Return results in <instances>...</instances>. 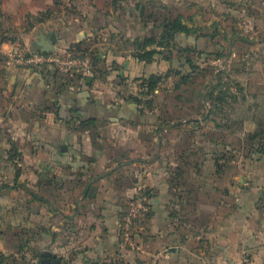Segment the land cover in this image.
<instances>
[{
    "label": "crops",
    "instance_id": "0c3cea01",
    "mask_svg": "<svg viewBox=\"0 0 264 264\" xmlns=\"http://www.w3.org/2000/svg\"><path fill=\"white\" fill-rule=\"evenodd\" d=\"M35 1L1 0L11 17L20 10L37 13L43 6L53 5V0H42L43 6ZM15 24L18 28L20 22ZM44 30L46 34L53 32ZM15 45L19 44L0 38V203L4 205L0 213V251L8 260L20 264L14 255L24 253L22 245L27 247L25 243L30 242L33 249L22 255L33 259L25 264H46L41 261L45 251L60 258L59 263L49 264H100L117 259L126 252L127 245L119 229L124 203L142 187L152 205L153 230H161L164 237L176 235L183 242L190 237L194 242L205 239L212 244L224 243L227 252L231 244L244 243L256 255V246L264 243V150H257L264 143V135L252 139L250 134L264 118L256 120L259 115L251 113L253 105L244 108L240 118H232L233 114L222 105L227 97L209 92L205 100H213V104L205 102L204 116L197 117L194 124L176 126L151 123L145 113L142 118V113H135L128 104L119 105L111 120L128 116L134 122L115 129L137 132L133 143L143 156L136 159L129 152L128 157H123L121 147L106 156L109 150L101 133H89L91 125L97 131L102 128L100 111L95 113L97 123L82 122L74 116L88 109L84 106L88 98L93 107L99 108L90 86H98L95 82L102 79L92 76L84 88L78 77L58 70L24 72L8 64L7 53ZM134 59L142 68H135L130 58L128 62L119 60L118 73L127 80L119 79L117 87L137 79V92L152 95L145 92L143 82L158 72L148 68L152 62ZM113 79L109 81L115 84ZM96 90L114 98L117 89L106 91L98 86ZM117 91L118 96L130 100L124 90ZM135 97L141 100L135 95L132 100ZM243 98L242 103L249 101L248 96ZM220 111L226 112L225 117L214 123ZM154 128L160 135L167 133L173 147L168 154L160 152L149 159L140 131ZM147 138L151 140L148 135ZM122 139H117L118 144ZM239 140L245 153L232 157L235 141ZM93 146L96 149L91 153ZM138 164L140 172L134 171ZM16 179L22 185L1 188L3 183L13 184ZM175 210L180 218L176 233L171 228ZM185 228L193 231L186 232Z\"/></svg>",
    "mask_w": 264,
    "mask_h": 264
},
{
    "label": "rangeland",
    "instance_id": "374dc122",
    "mask_svg": "<svg viewBox=\"0 0 264 264\" xmlns=\"http://www.w3.org/2000/svg\"><path fill=\"white\" fill-rule=\"evenodd\" d=\"M153 1L151 3L144 0H53V5L49 7L43 6L42 0H36L35 2H40L43 6L42 10L37 13H31L28 9L20 10L11 17L3 7L4 2L0 0V20H4L5 23L0 21V38L8 37L7 40H13L20 47L38 51L36 43L40 29L49 32L77 28L79 35L84 36L81 39L84 40L78 45L77 41L81 39L72 41L61 34L57 39L56 49L63 51L71 48L89 54L94 62L92 76L103 81L95 83L99 87L103 86L106 91L124 90L126 92L124 96L130 97V100H127L123 96H118L119 91L115 90L114 98H110L96 90L98 86L93 85L90 87L94 89L92 99L95 104L103 108L130 104L135 108L137 105L132 96H138L142 100L139 108L149 119L151 118V123L157 125L160 121V124L174 126L194 124L196 118L204 116L206 112L205 102L209 105L210 100H205V96L209 92L227 97L222 105L227 112L233 114L232 118H240L248 105H253L251 113L259 115L257 121L264 118V0ZM41 14L48 17L45 24L36 20V16ZM18 15H22L20 20L17 18ZM179 15L192 28L193 33L190 35L172 33L170 39L163 37V31L169 30L164 24ZM16 22H20L18 28ZM147 35L155 36L164 44V47H159L160 53L148 67L164 77L152 95L137 92L136 87L139 88L138 83L135 84L137 79H132L125 86L117 87L119 79L127 80V77L118 73L121 66L119 60L124 58L128 62L130 58L135 68H142L134 61L135 45L130 39ZM184 76L187 82L181 83ZM76 77L83 82L80 74ZM112 78L115 84L109 81ZM81 86L87 88L82 84ZM247 96L249 101L242 103L243 97ZM212 101L210 104H213ZM225 113L218 112L213 122L218 120L222 122ZM133 122L128 116L118 120L105 118L99 122L102 128L97 131L95 126L91 125L89 133L91 135L101 133V139L109 150L106 151V156L116 153L121 147L123 157H128V154L132 153L133 158L141 159L143 154H138L139 151L133 143L137 132L115 129V126L132 125ZM213 122H210L211 125ZM140 133L142 144L146 142L144 152L148 154L145 155L147 158L152 159L160 152L166 155L172 150L173 146L168 143L167 133L163 132L160 135L161 132L156 129L141 130ZM146 134L151 140L146 139ZM121 138H124L123 142L118 144L117 139ZM240 138L242 139L241 133ZM127 142H130V146ZM241 144V140L235 141L233 150L236 151L231 153L232 157L236 155L239 157L240 153H245ZM95 149L93 146L89 152L94 153ZM113 166L114 164L111 168ZM137 166L134 171L140 172L141 167L139 164ZM142 188L124 203L123 209L125 211L128 208L133 198L149 207V212L135 224L132 233L133 244H127L126 252L120 253L117 259L106 260L100 264H264V243L256 246L257 251L254 255L250 249L245 248L244 243L231 244L230 252H227L223 249L224 243L212 244L205 239L194 242L190 237L183 242L178 241L176 235L164 237L161 230H153L152 205L147 197L149 194ZM171 215L172 221L175 222L171 228L176 233L180 218L176 210ZM185 229L186 232L193 231V228ZM26 245L27 247L22 245L24 253L33 249L32 245L25 243ZM1 253L5 254L3 251H0ZM19 253L14 256L19 258L17 260L20 264H25L26 261L22 258L24 253ZM29 260L27 259L28 263ZM0 264H15V261L9 259Z\"/></svg>",
    "mask_w": 264,
    "mask_h": 264
},
{
    "label": "trees",
    "instance_id": "16d2710c",
    "mask_svg": "<svg viewBox=\"0 0 264 264\" xmlns=\"http://www.w3.org/2000/svg\"><path fill=\"white\" fill-rule=\"evenodd\" d=\"M46 18H48V17L42 16V14L39 16H36V20H38L39 22L44 21ZM164 26H166V28H169V30L165 29L162 33V36L167 37L169 39H170V37L168 35L169 31H173V33H182V34L184 33L185 35H190L193 33L192 28L189 25H187L185 22H183L181 16H178L177 18L169 21L167 24H164ZM78 31L79 30L77 28L73 29V30L67 28V29H63V30L55 31V32H57L58 37H59V35L62 34L64 37L72 39V41H74L75 39L77 40L78 38L81 39L84 37V36H82V34L79 35ZM5 39L7 40L8 37L2 38V40H5ZM83 40L84 39L77 41V44L79 45L80 42H82ZM130 41L135 45V52L133 53V55L137 59H139L140 61L153 62L155 60L156 55L158 53H160V50L158 49V47H164V44L162 42L158 41L157 38L153 35L136 36V37L130 39ZM36 48L38 51H40V47L37 45V43H36ZM93 65H94V62H93ZM36 69H38V71H39V69L40 70H49V69L50 70H57L56 68H54L53 66H50V65H43V66L36 68ZM163 79H164L163 75H160V74L150 75L143 82V86L146 88L145 92L147 94H153ZM186 82H187V79L184 76L183 79L181 80V83H186ZM82 83L84 84V86L88 85L87 80L83 81ZM71 91H73V89ZM70 93H72V92H70ZM220 97L221 96H218V99H222ZM133 101L137 105V106H135V108H133V106H132V108L135 110V113L141 112L142 118H145L146 115L143 114L142 110L139 108L140 104H141V100L139 98L135 97ZM93 105H94V103L92 102V100H90V98H88L87 103L84 104V106L88 107V109L84 112V110H85V108H84L83 111L77 112V114H75L74 116L76 118L80 119L82 122H87V123H97L99 121L98 116H95V113H97V111L98 112L100 111L99 112V113H101L100 118H103V119H105V118L113 119V117L114 118L116 117L115 116L116 114H114L115 113L114 110H117L116 109L117 106H109V107H104V108L99 107L97 109V107H93ZM128 106L131 108L130 104H128ZM159 123H161V121ZM260 135H264V120L259 122L257 129L253 133L250 134V137L252 139H255V138L259 137ZM257 150L258 151L264 150V143L259 145ZM19 185H22V184H19L17 179H16L15 183H13V184L3 183L1 188H3V187L4 188H6V187L16 188ZM5 200L6 199H4V201ZM3 208H4L3 203H0V213L3 211ZM30 244L33 245L31 242H30ZM34 254L36 256L40 255L39 253H34ZM22 258L27 262V258L25 255H23ZM50 259H51L50 263H59L60 262V258L57 256H54V255L50 256ZM6 260H8V256L1 253L0 254V262L4 263V261H6ZM43 260H47V257L45 255H44V258H42V260H41L42 263H43Z\"/></svg>",
    "mask_w": 264,
    "mask_h": 264
},
{
    "label": "built area",
    "instance_id": "2783aa9c",
    "mask_svg": "<svg viewBox=\"0 0 264 264\" xmlns=\"http://www.w3.org/2000/svg\"><path fill=\"white\" fill-rule=\"evenodd\" d=\"M7 60L9 65L16 66L24 72H29L43 65H50L64 75L73 77L80 74L83 81L92 77L94 73L92 57L71 48L63 51L55 49L51 52H41L15 45L7 53ZM148 210L149 207L145 203L143 204L140 200L133 198L128 208L122 212L119 218V229L125 243L133 244L132 233L135 224L149 212ZM261 210L264 222V201Z\"/></svg>",
    "mask_w": 264,
    "mask_h": 264
},
{
    "label": "water",
    "instance_id": "95a60500",
    "mask_svg": "<svg viewBox=\"0 0 264 264\" xmlns=\"http://www.w3.org/2000/svg\"><path fill=\"white\" fill-rule=\"evenodd\" d=\"M168 33L172 34L173 31H169ZM57 39V32L53 31L50 34H46L41 30L38 36L37 45L40 47L41 52H51L56 49ZM91 80L92 78L88 77L87 81L90 82ZM43 254L47 257V260H43V263L49 264L51 262L50 256H52L53 253L51 251H45Z\"/></svg>",
    "mask_w": 264,
    "mask_h": 264
},
{
    "label": "flooded vegetation",
    "instance_id": "af4514ba",
    "mask_svg": "<svg viewBox=\"0 0 264 264\" xmlns=\"http://www.w3.org/2000/svg\"><path fill=\"white\" fill-rule=\"evenodd\" d=\"M168 35H169V37L171 36V34H169V33H168Z\"/></svg>",
    "mask_w": 264,
    "mask_h": 264
}]
</instances>
